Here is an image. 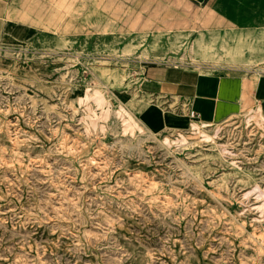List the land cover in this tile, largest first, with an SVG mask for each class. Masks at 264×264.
<instances>
[{
	"label": "rangeland",
	"instance_id": "rangeland-1",
	"mask_svg": "<svg viewBox=\"0 0 264 264\" xmlns=\"http://www.w3.org/2000/svg\"><path fill=\"white\" fill-rule=\"evenodd\" d=\"M185 16L0 34V264H264V108L179 131L139 121L146 65L264 75V30Z\"/></svg>",
	"mask_w": 264,
	"mask_h": 264
},
{
	"label": "crops",
	"instance_id": "crops-1",
	"mask_svg": "<svg viewBox=\"0 0 264 264\" xmlns=\"http://www.w3.org/2000/svg\"><path fill=\"white\" fill-rule=\"evenodd\" d=\"M181 12L203 28L264 30V0H0V34L11 29L63 36L146 32L175 27ZM139 87L154 99L152 104L143 101L139 112V121L152 133L216 123L249 104L264 108V75L251 81L238 72L204 74L149 64ZM187 107L199 114L197 120L187 117Z\"/></svg>",
	"mask_w": 264,
	"mask_h": 264
},
{
	"label": "built area",
	"instance_id": "built-area-1",
	"mask_svg": "<svg viewBox=\"0 0 264 264\" xmlns=\"http://www.w3.org/2000/svg\"><path fill=\"white\" fill-rule=\"evenodd\" d=\"M186 110V115L188 118L192 119V120H197L199 117V114L197 112H195L192 108H185Z\"/></svg>",
	"mask_w": 264,
	"mask_h": 264
}]
</instances>
